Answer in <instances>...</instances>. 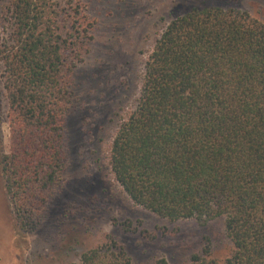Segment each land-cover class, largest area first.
Listing matches in <instances>:
<instances>
[{
  "label": "trees",
  "instance_id": "trees-1",
  "mask_svg": "<svg viewBox=\"0 0 264 264\" xmlns=\"http://www.w3.org/2000/svg\"><path fill=\"white\" fill-rule=\"evenodd\" d=\"M90 29L79 0H0L10 139L0 166L20 233L37 231L64 185L73 74ZM143 68L135 108L111 142L114 180L134 205L169 222L221 219L231 246L223 264H264V22L193 8L166 25ZM77 264L132 262L109 237ZM187 264L218 262L204 244Z\"/></svg>",
  "mask_w": 264,
  "mask_h": 264
},
{
  "label": "rangeland",
  "instance_id": "rangeland-1",
  "mask_svg": "<svg viewBox=\"0 0 264 264\" xmlns=\"http://www.w3.org/2000/svg\"><path fill=\"white\" fill-rule=\"evenodd\" d=\"M64 4L66 0H53ZM91 23L89 51L74 70V107L67 119L68 170L34 234L20 233L0 166V264H77L82 254L121 244L132 264H187L210 246L223 264L230 253L221 219L169 222L134 205L114 180L109 150L135 108L143 65L174 18L193 8L220 7L264 22V0H79ZM7 102L0 87V157L9 152Z\"/></svg>",
  "mask_w": 264,
  "mask_h": 264
}]
</instances>
